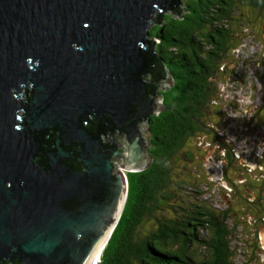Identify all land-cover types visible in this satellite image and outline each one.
Instances as JSON below:
<instances>
[{
    "label": "water",
    "instance_id": "1",
    "mask_svg": "<svg viewBox=\"0 0 264 264\" xmlns=\"http://www.w3.org/2000/svg\"><path fill=\"white\" fill-rule=\"evenodd\" d=\"M165 10L181 0H0V264L102 252L126 200L117 168L151 161L168 75L148 28Z\"/></svg>",
    "mask_w": 264,
    "mask_h": 264
},
{
    "label": "trees",
    "instance_id": "2",
    "mask_svg": "<svg viewBox=\"0 0 264 264\" xmlns=\"http://www.w3.org/2000/svg\"><path fill=\"white\" fill-rule=\"evenodd\" d=\"M237 3L264 11V0H188L184 15L174 17L180 12L169 10L173 14L160 12L153 17L147 48L155 56L156 68L166 72L174 84L168 91H158L162 111L149 117L147 128L150 164L142 171L125 173L126 200L98 264H233L227 212L213 211L194 197L197 192L183 186L185 182H174L171 166L176 155L182 163L192 162L184 151L190 138L188 121L203 124L201 112L212 96L204 78L209 80L212 71L204 59L208 55L218 63L220 54L227 52V25ZM211 21L221 27L212 28ZM202 28L209 32L204 43L213 45L204 58L197 55L204 52L194 40V32ZM183 119H187L185 126ZM189 192L192 197L183 199ZM149 220V227L140 231Z\"/></svg>",
    "mask_w": 264,
    "mask_h": 264
},
{
    "label": "rangeland",
    "instance_id": "3",
    "mask_svg": "<svg viewBox=\"0 0 264 264\" xmlns=\"http://www.w3.org/2000/svg\"><path fill=\"white\" fill-rule=\"evenodd\" d=\"M187 1L181 0L182 10L174 17L186 13L183 6ZM230 17L227 52L214 51L221 59L208 64L212 72L208 73L209 80L204 77L212 96L203 106L201 121L212 126L215 133L197 131L187 140L184 151L192 156V162L182 163L176 155L172 180H182L185 188L198 192L195 198L208 200L211 206L227 212L233 264H264V11L237 3ZM210 25L221 27L217 21ZM204 31L199 29L197 34ZM194 40L204 54L210 49L203 37L196 35ZM204 54L197 55L204 58ZM172 86L167 76L159 90L168 91ZM217 153L224 161L214 168ZM228 153L233 157L230 163ZM117 169L125 176L122 167ZM220 178L235 180V187L229 182L226 187L214 186ZM189 196L191 192L182 197ZM239 196L251 201L256 210L245 207ZM151 222H143L140 231Z\"/></svg>",
    "mask_w": 264,
    "mask_h": 264
},
{
    "label": "flooded vegetation",
    "instance_id": "4",
    "mask_svg": "<svg viewBox=\"0 0 264 264\" xmlns=\"http://www.w3.org/2000/svg\"><path fill=\"white\" fill-rule=\"evenodd\" d=\"M193 19L195 20V17H193ZM191 24H195V21H192V23ZM197 31V30H196ZM194 32V34L195 35H198V36H201V37H203V38H205V36H206V34L207 33H209V32H207V31H204L203 33L201 32V33H199V34H197L198 33V31L197 32ZM210 35H211V33H210ZM205 41H206V39H205ZM213 47V45H212V43H210V45H209V50H211V49H213L212 48ZM199 54H202V53H199ZM205 55V54H204ZM207 57H206V59H204V61H206V63H211V60L209 59L210 57L208 56V55H206ZM172 79V78H171ZM174 84V80L172 79V85ZM209 90V89H208ZM210 91V90H209ZM187 123V119H183V126H185V124ZM188 123L190 124V126H191V128H190V130H189V133H190V137H193V135H195V133L197 132V131H202V132H211V133H215V131H214V129H213V127L212 126H207V125H205V124H202V125H200L199 126V124L198 123H196L195 121H193L192 119L191 120H189L188 121ZM214 157H217L218 159H216L215 160V162H216V164H214V168L215 167H219V166H222L223 165V161L224 160H220V158H221V156H220V154H215V156ZM228 158H231L232 160H233V157H232V154L230 153H228ZM222 159V158H221ZM189 160H191V159H189ZM225 168H226V170H225V173H226V171H227V164L225 163ZM222 178V177H221ZM221 178L219 179V181H217V182H215L214 183V186H217V185H221V184H224L225 185V187H226V182H229V185L230 184H232V187L234 188L235 186H234V183L233 182H236L235 180H228L227 178H225V179H223V181L221 180ZM238 178H240V177H238ZM225 180V181H224ZM186 184V183H185ZM187 185V184H186ZM198 193V192H197ZM240 197V196H239ZM241 198V197H240ZM197 200H199L198 198H196ZM241 201H242V203L245 205V207H247L248 209H251V210H256V207H255V205L251 202V201H249L248 199H244V198H241L240 199ZM200 201V200H199ZM202 202L201 203H203L204 205H206V206H209V207H211V209L213 210V211H216V212H221L222 210L220 209V208H217V207H214V206H211L209 203H208V200H201Z\"/></svg>",
    "mask_w": 264,
    "mask_h": 264
},
{
    "label": "bare ground",
    "instance_id": "5",
    "mask_svg": "<svg viewBox=\"0 0 264 264\" xmlns=\"http://www.w3.org/2000/svg\"><path fill=\"white\" fill-rule=\"evenodd\" d=\"M100 254H101V252L100 253H98V255L97 256H95V258L92 260V263L91 264H95V263H97V259L99 260L100 259Z\"/></svg>",
    "mask_w": 264,
    "mask_h": 264
}]
</instances>
